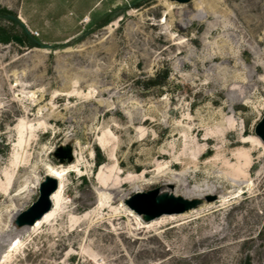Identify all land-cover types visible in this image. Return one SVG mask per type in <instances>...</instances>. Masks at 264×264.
<instances>
[{
  "label": "rangeland",
  "instance_id": "rangeland-1",
  "mask_svg": "<svg viewBox=\"0 0 264 264\" xmlns=\"http://www.w3.org/2000/svg\"><path fill=\"white\" fill-rule=\"evenodd\" d=\"M4 8L43 46L0 16V264H264V0ZM51 167L60 207L18 226ZM156 188L214 192L147 223L125 202Z\"/></svg>",
  "mask_w": 264,
  "mask_h": 264
},
{
  "label": "water",
  "instance_id": "water-1",
  "mask_svg": "<svg viewBox=\"0 0 264 264\" xmlns=\"http://www.w3.org/2000/svg\"><path fill=\"white\" fill-rule=\"evenodd\" d=\"M181 4L191 0H175ZM256 135L264 142V116L255 127ZM55 156L61 161L64 158L72 160L70 147H60L56 150ZM58 181L55 178L46 177L40 185V195L27 210L16 217V224L20 227L32 226L53 208L51 195L57 190ZM208 199H210L208 197ZM202 202L201 199H185L169 192H161L160 188L148 192H136L126 200V205L135 213L141 215L144 220L152 221L164 215L183 214L196 209Z\"/></svg>",
  "mask_w": 264,
  "mask_h": 264
},
{
  "label": "bare ground",
  "instance_id": "bare-ground-1",
  "mask_svg": "<svg viewBox=\"0 0 264 264\" xmlns=\"http://www.w3.org/2000/svg\"><path fill=\"white\" fill-rule=\"evenodd\" d=\"M67 173H68V168H66V167L65 168H61V169H58V168H55V167H51V169L49 170L47 176L55 178L58 181V188L51 195V199H52V202H53V209H51L49 212H47L41 219L37 220L36 223H35L36 226L38 224H40L42 221L47 220L50 217V215H52L55 212V210L60 207V205L62 203V200H63L62 181L65 179ZM213 192H214L213 190H209L207 192H202V193L198 192V193H193L191 195H185V196L180 195V196L184 197L185 199H189V200H191V199H200V198L206 197L207 195H210V193H213ZM52 210H54V211L52 212ZM129 210L132 211L130 208H129ZM192 210H195V209H192ZM192 210H190V211H192ZM187 212H189V211H187ZM173 215H179V214H173ZM167 216H169V215H167ZM152 221H154V220H152ZM152 221H150V222H152ZM147 223H149V222H147ZM34 225H32V226H34ZM18 243L19 242L17 241L14 244V246L16 247L18 245Z\"/></svg>",
  "mask_w": 264,
  "mask_h": 264
},
{
  "label": "trees",
  "instance_id": "trees-1",
  "mask_svg": "<svg viewBox=\"0 0 264 264\" xmlns=\"http://www.w3.org/2000/svg\"><path fill=\"white\" fill-rule=\"evenodd\" d=\"M0 16H3L5 18H7L8 20L17 23L20 25L21 27V33L19 35H15L12 36L11 39L18 42V43H25L30 47H42L43 44L36 40L31 34L30 32L26 29V27L24 26V24L22 22H20V20L16 17L15 14H13L10 10L8 9H2L0 10ZM109 17H107L106 19H104V21L102 22V25H105L109 22ZM8 39V38H7ZM6 41H10V40H6ZM103 163V159L100 157L97 160V164L101 165Z\"/></svg>",
  "mask_w": 264,
  "mask_h": 264
}]
</instances>
